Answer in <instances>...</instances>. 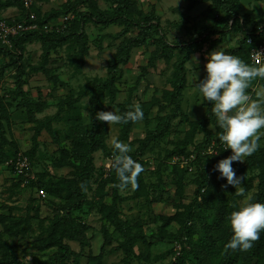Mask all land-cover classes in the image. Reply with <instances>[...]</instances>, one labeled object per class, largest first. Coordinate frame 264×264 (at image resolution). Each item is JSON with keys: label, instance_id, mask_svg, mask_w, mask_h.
Wrapping results in <instances>:
<instances>
[{"label": "rangeland", "instance_id": "obj_1", "mask_svg": "<svg viewBox=\"0 0 264 264\" xmlns=\"http://www.w3.org/2000/svg\"><path fill=\"white\" fill-rule=\"evenodd\" d=\"M7 1L12 0H0V19L19 20L23 15L19 0L11 6L5 5ZM114 1L37 0L34 7L39 17L53 12L60 13L53 21L66 12L72 16L66 40L48 44L32 38L22 44L21 55L0 52V252L10 251L12 260L22 264H34V260L44 264H175L181 252L186 256L182 264H221L224 245L233 235L227 218L247 196L255 194L261 170L244 173L239 185L244 196L237 195L231 185L222 187L227 181L219 178L214 166L230 156L231 149L225 150L212 126H208L206 146L200 147L205 132L191 125L206 110L195 85L207 76V55L220 49L248 64L240 44V24L231 20L232 12L211 2L131 0L128 16L134 20L157 17L161 33L151 27L150 38L132 48L128 62L118 67L113 87L98 90V97L102 111L117 114L139 103L144 118L131 124L103 122L105 151L90 154L92 167L79 182L83 169L80 137L90 124L91 85L107 79L117 48L137 31L120 24L82 22L77 14L92 12V5L110 12ZM232 2L245 29L264 28V0ZM212 30L222 33L211 34ZM196 39L198 45L183 65L185 88L176 109L170 93L179 78L180 55ZM177 44L182 46L172 47ZM193 56L199 64L191 67ZM247 93L253 100L264 98V79L255 78ZM168 116L172 120L166 126ZM153 131L159 137L142 149V141ZM113 137L129 144L133 149L129 155L145 169L136 190L114 187L119 181L108 166ZM259 143L253 155L264 151V135ZM19 154L29 163L28 171L42 182L41 189L25 187L24 179L18 182L11 162ZM245 160L232 164L238 177ZM76 189L81 190L82 203ZM67 204H72L67 212L72 226L77 224L76 238L49 240L57 235L51 228L56 218L65 215L62 208ZM211 207L228 212L221 213L217 225ZM115 218L128 224V235L137 237L134 242L115 226ZM262 235L251 250L240 251V264H264ZM205 240H213L214 246L204 249L208 252L198 263L190 250L204 247ZM55 255L60 262H55Z\"/></svg>", "mask_w": 264, "mask_h": 264}, {"label": "clouds", "instance_id": "obj_2", "mask_svg": "<svg viewBox=\"0 0 264 264\" xmlns=\"http://www.w3.org/2000/svg\"><path fill=\"white\" fill-rule=\"evenodd\" d=\"M254 55L257 58L255 64L249 65L237 55L227 54L220 49L213 50L206 57V78L195 85L204 100L212 105L211 111L221 129L219 141L225 145V150L231 149L232 152L214 166V171L220 173L219 178L226 179L227 184L222 187L233 186L239 196L245 194V190L239 187L243 177L236 175L232 164L244 162L246 157L253 155L260 148L259 141L264 135L261 132L264 129V98L253 100L247 93L255 78L264 79V63L261 62L264 55L260 52H254ZM189 62L192 67L193 63L199 64V59L193 56ZM95 118L108 125L137 123L143 120L144 113L141 105L136 103L123 114L99 111ZM110 143L113 156L108 166L115 171L119 181L114 187L125 190L131 186L132 190H136L139 187L138 177L145 171L144 167L129 155L133 151L129 144L116 137ZM252 201L253 197L247 196L242 206L227 218L233 235L224 245L225 252L229 249L246 252L259 241L260 233L264 231V203Z\"/></svg>", "mask_w": 264, "mask_h": 264}, {"label": "trees", "instance_id": "obj_3", "mask_svg": "<svg viewBox=\"0 0 264 264\" xmlns=\"http://www.w3.org/2000/svg\"><path fill=\"white\" fill-rule=\"evenodd\" d=\"M13 1V0H12ZM12 1H7L5 2L6 6H11L13 5ZM37 2V1H36ZM115 7L113 8L112 11L110 12H102L101 10L97 9L95 6H91L93 9L92 12H85V13H78L77 17L79 18L80 21H90L95 24H101V25H111V24H120L123 26V29H128V28H134L137 32L132 35L131 37H128L127 39H124L122 44L117 48V51L111 60L110 64L108 65L107 68V79L99 84V85H91L93 88V92L91 95V103H90V113H91V119H90V124L88 127V131L84 132L82 136L80 137V142L83 146V152L80 155L81 158V164L83 166V169L81 170V174L78 176L79 182L82 180V177L86 178L89 174V169L92 167V159L90 157V154L96 150H101L105 151V146H104V123L103 121H98L96 120V113L99 111H102L101 108V102L102 100L99 99L98 95V90H105L113 87L114 81L119 74L117 69L120 65H124L128 62L129 56H130V50L135 47H140L142 46L149 38H150V29L151 27L154 29L155 33L160 34L161 33V26L159 24L158 18L155 16H144L140 20H134L128 16L127 10L130 5L131 0H115ZM194 3H205V2H211L214 5L218 7H224L228 12H232L231 20L236 23V25L239 26L240 24V29L238 30L241 34V40L240 44L243 46V53L246 57V60L249 65V59H248V52H249V47L245 44V40L248 38V36H251L254 41H261L264 40V28H252V29H245L243 24L242 19L239 16H235L233 12V2L232 0H193ZM20 7L22 10V17L19 20H7L8 22L11 21H20L21 19H24L25 17V12L21 4V0H19ZM35 6V5H34ZM33 13L35 14V22L38 23L39 25H43L47 23L49 20L57 17L60 13L59 12H53L51 14H46L43 17H39V15L36 13L35 7L32 8ZM68 14V12L62 14L65 15ZM72 22V21H71ZM70 23V22H69ZM70 26L71 24L63 31L60 32H43L42 30H37V31H32V32H23L18 34L16 37L10 39V47L3 45L0 43V52L7 56L14 57L16 55H21V46L23 43L30 41L32 38H39L48 44L53 43H60L66 40V37L64 34H66L68 31H70ZM211 34H217V33H222V30H212L210 32ZM47 44V48L49 45ZM194 45H191L187 48L184 53L180 55L179 59V78L177 82L174 85L173 91L170 93L172 98L176 99L173 100L178 106L176 107L179 108L181 106L180 104V97L182 94V90L185 88V77H184V63L185 59L188 56V53L191 52L193 49V46L198 45V39L193 40ZM182 45L177 44L172 47L175 48H180ZM188 46V45H186ZM167 47V46H166ZM46 48V49H47ZM19 53V54H18ZM206 105V110L202 114L201 118L191 125L192 128H195L196 130L200 132H205V139L203 144L200 146H206L207 139L209 136L207 134L209 133L208 131V126L214 127L216 130V138H218V134L221 132V129L218 127L217 122H216V117L212 113L211 108L212 105L204 101ZM172 118L171 116H168L166 118L165 124L166 126L171 122ZM130 124L132 122H129ZM1 128V125H0ZM1 133V131H0ZM159 137L158 131H153L149 132L147 136L144 138L142 141V146L141 148L144 149L147 147V145L156 140ZM258 154L256 155H251L249 157H246L245 159V166L238 168V174L243 177L244 173L247 171L252 172L256 169H260V175L257 180V190L255 194H253V201L252 202H259L262 203L264 202V151H259L257 152ZM28 155V154H27ZM110 156H113L112 154ZM29 157V156H28ZM199 155H197V158ZM30 158V157H29ZM31 160V159H30ZM219 162V161H218ZM37 176V175H35ZM19 177V183L25 180L24 176H18ZM253 179V178H252ZM40 185V186H39ZM25 187L29 189L33 188H40L43 187L42 182L36 177L33 180L27 181V183L24 185ZM50 187V186H49ZM48 187V188H49ZM199 187H202V184L200 183ZM198 192V191H197ZM75 195L78 199V202L82 203L80 199H82V194L81 190L76 189L75 190ZM70 206L63 207V211L65 213L64 216H61L60 218H56V223L54 226L51 228V230L54 233H57V235H53L52 237L48 238L49 240L53 239L54 236H58L59 238L61 237H67L68 239H75L76 238V233L74 232L75 229L77 228V224L72 226L70 217H69V212H67L71 207L72 204H69ZM212 210L216 214L215 218V224L217 225L219 223V218L220 215L228 213L224 208H214L211 207ZM222 213V214H221ZM115 226L120 229L123 233L124 236H126V239L132 240V242L135 241L137 237H130L128 235L130 233V229L127 226L128 224L125 222H122L118 218H115ZM167 220L164 222V226L167 224ZM28 223V222H27ZM261 233H264V231H261ZM231 234H233L231 232ZM264 236V235H262ZM181 241V239H177ZM205 246L200 247L198 246L196 249H191L190 253L193 260L200 263L202 262V257L205 253L208 251L204 250L205 248L209 246H214V241L213 240H205ZM219 242V240H217ZM228 243V241H227ZM64 249V248H63ZM259 250L258 248L255 250V254H258ZM2 254V258L0 260V264H22L20 261H15L12 260L10 257V251H3L0 252ZM62 253V252H61ZM185 254V252H184ZM184 254L178 255L176 257V263L182 264L184 259ZM206 256V255H205ZM222 263L221 264H240L241 263V254L239 250L232 251L229 249L227 252H224L223 257H222ZM183 260V261H182ZM55 262H60V258L58 255H55ZM34 264H44L43 262H40L39 260H34ZM51 264V263H50Z\"/></svg>", "mask_w": 264, "mask_h": 264}, {"label": "built area", "instance_id": "obj_4", "mask_svg": "<svg viewBox=\"0 0 264 264\" xmlns=\"http://www.w3.org/2000/svg\"><path fill=\"white\" fill-rule=\"evenodd\" d=\"M37 0H21L22 7L25 12L24 19L20 21L8 22L5 19H0V43L10 47V39L16 37L18 34L23 32H32L42 30L43 32H60L68 27L69 22L72 19L70 14L61 15L57 18V21H48L43 25H39L35 22V14L32 8L34 7ZM245 44L249 47L248 59L251 65L255 64L256 57L254 52H260L264 55V40L254 41L251 36L245 40ZM264 63V60L261 61ZM258 66V65H257ZM14 166L17 176H24V184L29 180H33L35 177L29 169V163L26 158L22 155H18L11 162Z\"/></svg>", "mask_w": 264, "mask_h": 264}, {"label": "crops", "instance_id": "obj_5", "mask_svg": "<svg viewBox=\"0 0 264 264\" xmlns=\"http://www.w3.org/2000/svg\"><path fill=\"white\" fill-rule=\"evenodd\" d=\"M37 3V2H36Z\"/></svg>", "mask_w": 264, "mask_h": 264}]
</instances>
